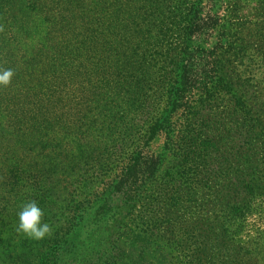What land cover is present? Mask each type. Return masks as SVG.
Here are the masks:
<instances>
[{
    "label": "trees",
    "instance_id": "obj_1",
    "mask_svg": "<svg viewBox=\"0 0 264 264\" xmlns=\"http://www.w3.org/2000/svg\"><path fill=\"white\" fill-rule=\"evenodd\" d=\"M228 17L205 0H0V68L14 71L11 85L42 96L67 76L87 81L86 105L104 111L85 130L82 163L46 150L25 160L32 169L7 155V179L36 196L49 199L58 174L81 182H68L66 222L40 240L14 241L16 216L0 200V264H264V27ZM21 33L33 34L29 43ZM39 63L50 81L32 85L37 70L46 74ZM1 102L9 125L13 102Z\"/></svg>",
    "mask_w": 264,
    "mask_h": 264
},
{
    "label": "rangeland",
    "instance_id": "obj_2",
    "mask_svg": "<svg viewBox=\"0 0 264 264\" xmlns=\"http://www.w3.org/2000/svg\"><path fill=\"white\" fill-rule=\"evenodd\" d=\"M205 9L206 11L210 10L214 13H218L219 17H228V15H232L231 24L239 20V22L244 23V26L248 27L255 25L253 23L256 21L257 23L262 21L264 27V0H205ZM228 20H230L229 17ZM30 21H35L32 20V16L30 17ZM30 26L34 25L25 24V28L27 29H30ZM43 31H47L49 34L55 35L57 39L65 41L63 30L47 27L43 29ZM31 35L33 34L22 35L23 39H27L26 44L29 43L28 36ZM213 37L214 36L204 37V40L201 42L206 41V43L210 45L215 41ZM37 46L38 44H36V47ZM42 51L44 52L45 49L43 48ZM18 54L21 55V53ZM39 64L46 74L41 75L39 74V70H37V76L35 77L36 79L31 82V84L33 83L32 85H38V77L45 83L50 81L51 74L48 70V65L43 63ZM67 78L68 76L64 78L67 84L61 86L59 90L47 89V92L45 91V94L42 96V92L36 91L33 96V94H30L31 90L25 91L21 87L18 88L17 85L14 88L11 83L7 87H0L1 105L3 106L9 101L13 102V106L10 110L12 112H9L7 115L10 119L9 125H0V200L2 201L1 204L6 207V211L9 210L16 216V219H13V221H15L13 229L10 230L8 234L14 241H18L21 236L26 237L22 235V233L16 231V214L24 203L35 200L44 210L43 221L49 225H53V227L54 225L64 224L70 210L74 208L73 203L70 204L69 207H66L63 201L64 199L67 200V198H70L71 195L68 194V192L71 191L68 188V182L76 181V188L79 189L81 181L78 176L81 177V175L77 176L74 173H69L67 175L58 174V177L53 176L50 182H56V185L55 189H51L50 195L52 196L48 199L43 196L39 197V194L36 196L28 185L29 183L23 180H17L15 176L14 178L11 177L7 179L9 173L6 172L8 169L7 164L11 159V157L7 155H11L13 158L20 157L25 167H31L35 164V162H32V164L29 165L26 162L29 161V159H33L35 153H37V158H39L38 154L44 155L46 150L53 152L52 156L54 160L59 156V158L71 157L78 164L83 162V159H80L81 161L78 160V153H80V144L83 145L86 139H89L88 136H84L86 134L85 130L87 129L91 132L98 127L96 126L97 119H101V114H103L104 111L102 110L100 112L98 109H91L89 105H86V100L92 98L90 90L87 87V81L80 83L79 80H67ZM65 85L67 86L65 87ZM79 85H81V87H78ZM38 99L41 100L43 108L40 109L38 106L37 110H32V107H34L31 105L32 101H37ZM92 103V106L97 105L96 102ZM43 113L44 116H42V120L39 115ZM5 115L6 114L3 116ZM36 115L40 124L31 127L29 125V119L30 117H36ZM26 116L29 117L27 123L22 121V118ZM56 116L57 118H61L56 120ZM163 140L164 138L162 135L158 136L151 142L149 150L154 153L161 150ZM41 145H43L45 149H42ZM87 170L90 175L92 173H97L96 171L98 168H95V165H91ZM105 173L107 174H101L102 179L114 174L113 172ZM93 187L95 190L94 192H97L100 190L101 186L94 181ZM47 194L45 196H47ZM73 195L76 196V193ZM60 205H63V208H60ZM8 219L10 220V218ZM53 227L51 229H53Z\"/></svg>",
    "mask_w": 264,
    "mask_h": 264
},
{
    "label": "clouds",
    "instance_id": "obj_3",
    "mask_svg": "<svg viewBox=\"0 0 264 264\" xmlns=\"http://www.w3.org/2000/svg\"><path fill=\"white\" fill-rule=\"evenodd\" d=\"M13 75L12 69L0 68V87H7ZM16 215V231L27 238L40 240L51 233V226L42 219L44 210L35 200L24 203Z\"/></svg>",
    "mask_w": 264,
    "mask_h": 264
}]
</instances>
